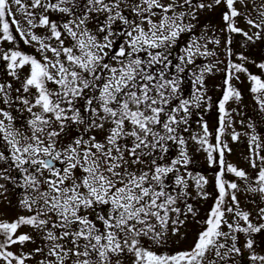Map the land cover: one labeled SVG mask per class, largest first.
<instances>
[{
	"label": "snow or ice",
	"instance_id": "obj_1",
	"mask_svg": "<svg viewBox=\"0 0 264 264\" xmlns=\"http://www.w3.org/2000/svg\"><path fill=\"white\" fill-rule=\"evenodd\" d=\"M238 2L245 4V0H214L216 5L226 6L223 20L227 30L252 40L236 26V18L243 15L235 7ZM11 3L22 10L29 31L21 28L14 18ZM11 3L0 0V60L6 63L9 76L21 80L23 92L31 99L17 97L29 113L24 131L14 125L10 112L0 108V140L6 143L10 153L0 152V161L10 160L11 166L22 175L17 186L25 194L19 203L29 215H21L12 222L0 221V237H3L0 262L26 264L31 259V254L17 255L10 250L14 245L33 242L31 235L18 232L24 225L43 232L42 238L49 242L50 259L41 264H66L68 260L71 264H120L122 256H130L131 264H228L232 254L240 255L236 233L250 237L264 230V223L253 224L250 213L240 210L236 195L240 186L224 179L227 172L249 180L244 170L226 164L227 145L221 139L228 126L225 104L230 99H240L239 91L230 81L236 73L247 71L243 65L229 62L226 90L218 105L221 117L216 144L208 142L206 123L202 125L204 135L193 137L204 146L210 165L217 162L212 153H219L220 171L216 176L218 196L189 249L153 250V246L163 249L168 245L169 232L172 236L180 234L184 223L181 215H196L191 204L186 205L187 213L176 207L178 200L189 195L184 176L175 178L179 189L176 195L165 191L164 181L169 173L178 172L177 165L186 168L190 162L186 150L181 147L179 157L171 165L161 166L153 158L149 171L135 168L145 163L143 158L158 146L166 152L162 142L186 144L179 135L180 126L187 124L193 101L198 107L202 95L197 90L193 100L182 99L179 74L193 65L196 57L214 53L207 50V44H199V38L192 40L184 55L177 58L176 75L169 76L167 70L173 67L169 49L182 33L195 27L184 23L189 16L195 19V13L177 12V9L185 5L203 9L206 5H193V0H87L77 15L74 0H31L30 5L23 0H11ZM124 8L127 15L122 11ZM35 9L42 11L37 15ZM48 12L70 18L57 24L50 20ZM90 13L107 14L95 32L88 27L89 20L94 18ZM259 16V22L247 19L248 25L260 30L255 34L258 39L264 32V11ZM117 22L124 27L114 28ZM37 28L46 29L49 35L40 36L31 31ZM14 33L24 44L38 45L40 58L15 49ZM117 37H123L118 45ZM53 40L55 46L50 42ZM5 43L13 47L5 48L2 46ZM259 67L264 69V64ZM210 71L211 66H205L199 75L193 73V83L203 88L204 72ZM249 79L253 82V93H264V81L255 75H249ZM50 84L55 88L49 87ZM10 89L11 84L0 83V100L5 104L10 103ZM80 100L84 101L83 113L87 115L77 107ZM258 100L264 109V96ZM70 124L83 125V132L63 144L60 137ZM93 129L104 131L103 140L87 135ZM237 138L238 134L234 133L232 139ZM261 146L253 135L250 143L255 154L250 159L253 168L258 167L256 159L264 164V156L259 153ZM187 177L194 179L197 195L207 199L208 193L203 189L208 180L199 174L193 177L190 172ZM0 179L14 180V177L0 176ZM255 185L249 184L246 190L264 194V167L259 168ZM4 188L0 184V189ZM100 206L106 209L103 214L98 211ZM92 213L96 214L95 219L89 218ZM259 213L264 220V208ZM253 245L249 238L244 247L252 250ZM34 251L41 253L43 248ZM249 259L254 264H264V256L254 251Z\"/></svg>",
	"mask_w": 264,
	"mask_h": 264
},
{
	"label": "rangeland",
	"instance_id": "obj_2",
	"mask_svg": "<svg viewBox=\"0 0 264 264\" xmlns=\"http://www.w3.org/2000/svg\"><path fill=\"white\" fill-rule=\"evenodd\" d=\"M179 2H182V0H179ZM23 3L30 5L31 0H23ZM74 3L77 5L75 11L77 15H79L82 8L86 6L87 0H74ZM198 3H204L206 6L203 9H198L195 7L189 8L185 5L183 9H177V12H194L196 18L192 19L189 16L185 19L184 23L195 25V27L191 32L186 31L182 33L174 46L169 49L171 53L169 59L172 61V64L179 63L177 58L184 55V49L191 43L192 40L197 38H199V44H207V50L214 53L213 55H209L207 57H196L195 63L193 64L194 68L191 67V65L186 67V69H188L187 71H189L186 78L189 80V83H185L183 86H180V97L182 99L193 100V96L197 90H199V93L202 95V100L198 107L195 106V102L193 101V105L190 107L191 115L188 117L187 124L180 126L179 135L186 140V144L184 146H180L173 141L162 142L164 147L167 148L166 152L161 151L158 146L152 151L151 155H146L143 158L145 163L135 166L137 170L149 171L153 158H155L157 164L161 166L171 165V161L179 157L181 147H184L188 157L190 158V162L186 168L177 165L176 167L179 171L169 173L168 177L164 181L166 185L165 191L172 195H176L179 189L175 186V178L177 175L184 176L188 180L189 187L186 191L189 195L178 200L176 207H179L183 213H187L186 205L191 204L196 212V215L193 216L190 213L186 216L181 215L180 219L183 220L184 223L180 227V234L172 236L171 232H169L168 245L163 249H158L153 246L154 251L175 252L189 249L193 245L198 233L204 227L202 221L207 219L208 213L213 207L215 199L218 196L216 189V176L220 171L218 163L219 153H212L217 162L210 165L208 153L204 151V146L199 144L196 139H193V137H202L204 135L202 125L206 123L209 132L207 137L208 142L212 145L216 144V136L218 134V129L220 128L219 118L216 113V105L218 104L217 101H219L220 98H223L226 90L225 80L227 79L229 70V60L226 59L228 52L227 45L230 41L229 35H232L233 32H229L227 30V26L223 20V15L227 10L223 3L216 5L214 0H193V5ZM207 5L212 6L208 7ZM261 5H264V0H245V4L238 2L235 7L243 13L241 17L236 18V26L243 29L244 32H247L248 35L252 37V44L260 50V56L263 58L264 32H261V38L258 39L255 34L260 30L252 28L247 24V19L249 18L256 19L257 22H259V12L264 11V8H262ZM11 10L14 13V18L19 21L20 27L25 31H29L30 29L25 22V16L22 14V10L14 3H11ZM29 11L33 10L29 8ZM34 11L37 15H39L42 10L35 9ZM122 11L125 15L128 14L127 8L122 9ZM46 14L49 16L50 20L56 22L57 24H61L70 18L58 12H48ZM89 15L94 18L89 20L88 27L90 30L95 32L97 24L103 23L107 14L90 13ZM8 19L11 20L12 17H8ZM113 27L119 30L124 26L117 22V24ZM31 31H34L40 36L49 35L48 31L42 28L31 29ZM14 35L16 36L14 42L15 49L21 50L25 54L33 55L38 59L40 58V53L37 51L38 45L35 43L26 45L19 38L17 33H14ZM243 37L248 40L245 36ZM122 40L123 37H117V45L120 44ZM216 41H219V43H216ZM50 42L53 46H55L56 42L54 40ZM2 46L5 48L13 47V45L7 43ZM244 49V47L239 48L236 53L235 64L243 65L247 71L236 73L230 81L232 84L231 86L239 91L240 99L237 100L233 98L225 104V109L228 113L225 119L228 126L225 128L221 139L227 145V149L224 150V160L226 164H230L238 169L244 170L248 174L249 180L244 181L235 177L232 173L227 172L225 173L224 179L228 182H236L240 186V191L236 193L239 200L240 210L249 212L251 222L258 225L264 223V220L260 219L259 213V209L264 208V194L259 192H250L247 191L246 188L249 184L253 187L256 186L255 180L259 168L264 167V164H262L259 159H256L257 168H253L250 164V159L255 158V154L250 150L251 137L253 135L258 137L259 142L262 145L259 149V153L264 156V109H262L258 100V97L264 96V93L256 94L251 91L253 82L249 79V75H255L257 77L261 75L260 79L262 81H264V75L259 73L260 69L258 64L254 65L249 62V60L254 56L250 57L246 55V57L248 56V60L240 59L241 54H244ZM48 55H51V53ZM141 55L144 56L145 54L142 53ZM239 59L241 61H239ZM205 66H211V71L204 72L203 88H201L198 83H193L195 80V75H193V73L199 75ZM21 79H23V75H21ZM0 83L12 85V89L9 90L10 103L5 104L2 100H0V108L10 112L14 117V125L21 131H24L26 122L29 119V113L24 110V105L17 99V97L28 96L30 99L31 97L28 93L23 92L21 80L15 79L7 74L6 63L2 60H0ZM49 87L55 88V85L50 84ZM17 89H19V91H17ZM176 103H178V101H173V104ZM83 104V100L77 102V107L81 108L82 113ZM83 114L87 115L86 113ZM180 115H183V113H180ZM106 127H108V125H106ZM83 128V125L70 124L65 133H63L60 137L61 143H70L74 137L83 132ZM185 128L187 131H184ZM234 133L238 134V138L236 140L232 139V135ZM104 134L103 130L98 129H93L87 133V135H95L98 140H103ZM125 142L130 143V141ZM147 151L148 150L145 149V152ZM0 152L10 155L8 152V146L2 140H0ZM189 172L193 174V177L199 174L208 180V184L205 185L203 189L204 192L208 193L207 199H202L199 195H197L194 179L187 177V173ZM0 176L14 177V180L0 179V184L5 185L4 189H0V193H2L0 194V221L12 222L21 215H29V213L22 208L19 203L25 194L24 190L17 186L18 183L22 182V175L14 168V166H11L10 160L0 161ZM98 211H101V214H103V211H106V209L103 206H100ZM95 215V213H92L89 218L95 219ZM230 215L231 214H229V216ZM173 218H175V214H173ZM240 224L244 226L243 221H240ZM224 230L227 231L226 228ZM18 232L20 234L27 233L32 236L33 242H28L24 245H14L10 249L17 255H20L21 253L31 254V259L26 260V264H41V261L50 259L47 257V245L49 242L42 238L44 235L43 232L37 231L27 225L21 226ZM240 234L241 233H236L238 237L236 243L237 247L241 248V254H232L228 264H254V262L249 259L251 252L254 251L255 254L264 256V230L260 233H253L250 237L243 233L242 235ZM249 238L254 241L252 250L244 247ZM0 239H3V237H0ZM60 243L65 242L60 241ZM36 248H43V252L36 253L34 251ZM130 262V256L121 257L120 264H129ZM0 264H2V262H0ZM66 264H71V260L66 261ZM221 264H224V262H221Z\"/></svg>",
	"mask_w": 264,
	"mask_h": 264
},
{
	"label": "trees",
	"instance_id": "obj_3",
	"mask_svg": "<svg viewBox=\"0 0 264 264\" xmlns=\"http://www.w3.org/2000/svg\"><path fill=\"white\" fill-rule=\"evenodd\" d=\"M229 40L230 41L228 42V45H227L228 46L227 47V51L228 52H227V58H226L227 60H229V62H232L233 64H235L236 53L238 52L239 48L244 47L245 48L244 51H243L244 54H241L240 53L241 54L240 57H244L245 59L248 60V56H250V57L254 56L253 58H255V59L251 58L249 60L250 63H252L254 65L258 64V67H259V65L264 64V57L261 58V56H260V50L257 49L252 44V42H251L252 40H246L240 33H238V34L233 33L232 35L230 34L229 35ZM246 55H248V56L246 57ZM239 61H241V60L239 59ZM259 69H260L259 73H261L262 75H264V69H262L260 67H259ZM260 77H261V75L259 76V78ZM221 100H222V98H220V100L217 101L218 104L216 105V113H217V116L219 118V123H220L221 113L219 111L218 105H219V102ZM256 100H257V98H256ZM240 235H242V233ZM129 264H131V262Z\"/></svg>",
	"mask_w": 264,
	"mask_h": 264
},
{
	"label": "flooded vegetation",
	"instance_id": "obj_4",
	"mask_svg": "<svg viewBox=\"0 0 264 264\" xmlns=\"http://www.w3.org/2000/svg\"><path fill=\"white\" fill-rule=\"evenodd\" d=\"M172 65H173V67L167 70L169 76L176 75L175 70H174V66L176 65V63H174ZM158 67L159 66H157V68ZM191 67L194 68L193 65H191ZM187 70L188 69H185V72L184 73H180L179 74V77H180V80H181L180 86H183L185 83H189V80L186 79L187 78V75L189 74V71H187Z\"/></svg>",
	"mask_w": 264,
	"mask_h": 264
}]
</instances>
